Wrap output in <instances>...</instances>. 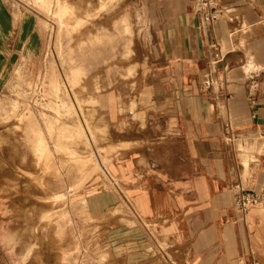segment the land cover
I'll list each match as a JSON object with an SVG mask.
<instances>
[{"label": "rangeland", "instance_id": "rangeland-1", "mask_svg": "<svg viewBox=\"0 0 264 264\" xmlns=\"http://www.w3.org/2000/svg\"><path fill=\"white\" fill-rule=\"evenodd\" d=\"M8 1L10 34L0 37V264H112L100 258L101 239L115 214L130 225V211L92 218L81 202L101 190L126 192L142 178L140 151L159 88L151 82L147 39L163 21L164 4ZM232 1L220 0L227 16L211 25L226 28L244 78L264 72V63L247 56L264 40V0L237 11ZM195 7L190 0L188 9ZM27 15L41 32L37 54L16 48ZM215 33L221 53L231 51ZM249 145L235 146L244 180L264 155V137Z\"/></svg>", "mask_w": 264, "mask_h": 264}, {"label": "crops", "instance_id": "crops-1", "mask_svg": "<svg viewBox=\"0 0 264 264\" xmlns=\"http://www.w3.org/2000/svg\"><path fill=\"white\" fill-rule=\"evenodd\" d=\"M136 2L150 4V0ZM158 2L164 4L163 21L148 34L147 65L152 69L151 82L159 88L152 95L150 127L143 138L146 148L140 151L145 165L137 167V157L132 159L142 178L126 192L101 190L81 202L92 218H107L116 209L125 212V207L130 211L126 213L130 225L119 222L118 214L108 221L113 227L101 239L100 258L112 264H173L170 256L178 264H264V208H253L241 217L232 208L230 190L236 184L264 193V155L258 156L244 180L235 151L238 141L253 147L264 137V72L243 78L236 67L235 47L229 36L223 38L226 28L210 25L209 38L216 41L215 31L231 51L217 72L221 91H205L202 72L211 55L197 15L188 9L190 0ZM249 2L232 1L230 7L237 11ZM10 15L9 1L0 0L1 38L10 34ZM18 34V50L40 51L41 32L32 16L23 18ZM247 49L250 60L256 57L264 63V40ZM226 124L234 135L232 143L224 142ZM135 127L132 123L131 130ZM130 137L132 142L138 138L133 133ZM146 222L159 233L158 239Z\"/></svg>", "mask_w": 264, "mask_h": 264}, {"label": "built area", "instance_id": "built-area-1", "mask_svg": "<svg viewBox=\"0 0 264 264\" xmlns=\"http://www.w3.org/2000/svg\"><path fill=\"white\" fill-rule=\"evenodd\" d=\"M196 3L195 13L199 22V29L201 34L208 45L210 50V59L208 60V67L202 76L201 87L205 91L213 90L219 92L222 86L217 79V72L221 69L224 62L225 54H222L217 43L209 38L208 27L215 21L225 19L227 16L224 10V6L220 0H194ZM251 78L254 75L251 74ZM253 87H256V83H253ZM224 142L232 143L234 135L229 124L224 125L223 128ZM233 199L232 208L234 212L241 217L245 216L251 209L256 207L264 208V193L257 194L242 189L239 185H233L230 188ZM251 264H257L252 261Z\"/></svg>", "mask_w": 264, "mask_h": 264}]
</instances>
